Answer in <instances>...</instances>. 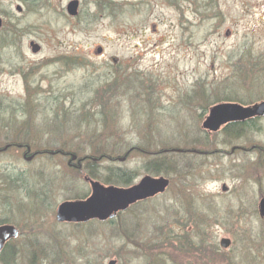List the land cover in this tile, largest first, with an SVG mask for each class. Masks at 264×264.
Wrapping results in <instances>:
<instances>
[{
    "label": "rangeland",
    "instance_id": "374dc122",
    "mask_svg": "<svg viewBox=\"0 0 264 264\" xmlns=\"http://www.w3.org/2000/svg\"><path fill=\"white\" fill-rule=\"evenodd\" d=\"M71 1L0 0V219L22 228L17 264H264V117L204 128L213 106L264 103V0H77L70 16ZM64 153L112 156L94 175L130 172L128 187L159 157L171 186L113 223L63 225L59 205L89 190ZM170 228L219 251L182 256Z\"/></svg>",
    "mask_w": 264,
    "mask_h": 264
},
{
    "label": "water",
    "instance_id": "95a60500",
    "mask_svg": "<svg viewBox=\"0 0 264 264\" xmlns=\"http://www.w3.org/2000/svg\"><path fill=\"white\" fill-rule=\"evenodd\" d=\"M79 2L74 0L67 6V13L70 16H77ZM21 12L20 7L17 8ZM2 20L0 18V29ZM32 52L40 51V46L31 43ZM101 49H98V53ZM264 115V103L253 107L242 108L234 105H220L214 107L204 128L216 131L219 127L228 121L245 120ZM93 187L92 196L86 201L66 202L59 206L57 211V221L66 222L68 220L87 222L90 219L98 218L106 220L113 217L114 211L121 208H127L130 204L152 198L158 194H163L169 187L170 182L164 177L154 178L144 177L140 183L130 189H120L116 187H104L99 183L91 182ZM224 191L226 188L224 187ZM259 215L264 219V198L259 203ZM19 231L13 226L0 227V252L4 245L11 239L19 238ZM231 245L229 239H222L220 246L228 249ZM108 264H116V261H110Z\"/></svg>",
    "mask_w": 264,
    "mask_h": 264
},
{
    "label": "trees",
    "instance_id": "16d2710c",
    "mask_svg": "<svg viewBox=\"0 0 264 264\" xmlns=\"http://www.w3.org/2000/svg\"><path fill=\"white\" fill-rule=\"evenodd\" d=\"M246 124H248V123H245V124L239 123V124L229 125L227 127V129H231L232 130L234 128L236 130H241L244 126L246 128H249V129H254L256 123L255 124H251V126H253V127H249L250 125H246ZM249 131H253V130H249ZM136 150H138V149H136ZM170 150L171 149H169L167 152L164 151V153H169V152L172 153L173 151H170ZM186 151L187 150H183V153L186 154L187 153ZM206 151L207 152H205V154H201V156H206V154H209V151L208 150H206ZM64 154H65V156L68 155L66 153H64ZM227 154H231V153L230 152H227ZM74 155H76V154H74ZM156 155L157 154H155V156ZM85 156L86 155H83V156H78L77 155V157H78L77 160L76 161H73L72 160V155L69 154L67 156L68 157L67 158V164H68V166L70 168L74 169V171L77 172L78 175H82L81 167L84 164L90 166L89 176L92 177V178H94L96 176L98 178V176H99V174L98 175H94L93 171H94L95 168L92 167L93 165H95V164H101L100 168L98 167V169L100 171V169L102 170L101 167L103 166L104 163L112 162L114 160L112 156H108L106 154H102L100 156H94V157H85ZM158 158H157L156 161H153L151 163L152 166L150 168L152 174H154L156 176H159L160 175V172H162V171L164 172L165 169L168 170V168L169 169L171 168V163L168 164V162H166V161L161 162V160L158 159ZM71 164H73L72 165L73 167L70 166ZM158 168L161 171H159ZM162 168H164V170ZM122 172L119 173L118 171L117 172L114 171L113 174L111 173V176L109 178H112V176H113V179H110V180H112V182H109V183H114V184L116 183L118 185L121 184V185H124L125 186V185H127V183H129V181H132V174L130 172H127V171H122ZM114 179H115V181H114ZM105 181L108 182L107 180H105ZM79 197L80 196H76V197H73L71 199H76V198H79ZM193 217H195V218L198 217V214L195 213L193 215ZM193 220L194 219H190V220H188V222H191ZM188 232L189 231H185L183 235L181 233L182 237H180L179 235H175V233H173L172 229L170 228V230L168 231V235L169 236H167V238H165V240H167V243H172V242L173 243H175V242L182 243V241H185L186 246L188 247V249L186 251H184V252L181 253L182 256L183 255H186L188 257V255H191V253H194V252L197 253L198 255H200L201 252H203V254H204V251L212 252L213 254H215L216 252L219 251L218 247H216V246L214 248H211V250L209 251L208 250V246L204 244V239L202 238V236L199 237V238H198V236H195L194 238L196 240L193 241V239H192V236H194L193 233H188ZM185 243H182V246ZM179 251H181V250H179ZM162 253H163V251H162ZM158 257H160V256H158ZM18 259H19L18 252L17 251L16 252H13L12 251V247L10 246V244L6 245L4 247V249L2 250L1 254H0V264H17L18 263ZM191 259H188L187 260V262L189 264H190ZM187 262H186V264H187ZM150 263H151V261H149V262L147 261V264H150Z\"/></svg>",
    "mask_w": 264,
    "mask_h": 264
},
{
    "label": "flooded vegetation",
    "instance_id": "af4514ba",
    "mask_svg": "<svg viewBox=\"0 0 264 264\" xmlns=\"http://www.w3.org/2000/svg\"><path fill=\"white\" fill-rule=\"evenodd\" d=\"M112 65H114L113 63H112ZM118 65V64H117ZM113 95H116V94H113ZM104 97V96H103ZM262 102H264V101H262ZM261 102V103H262ZM100 104H102L103 106H104V109L106 110V107H105V103L104 102H102V101H100ZM240 104H243V103H240ZM249 104H251V103H249ZM251 106H253V105H251ZM117 107H118V105H117ZM214 107V106H213ZM212 107V108H213ZM250 107V106H249ZM211 108V109H212ZM210 109V110H211ZM102 112H103V110H102ZM264 117V116H263ZM263 117H260V118H258V117H254V118H250V119H247V120H245V121H240V122H243L242 124H245V123H248V124H255V125H257V123L258 122H260V121H262V118ZM233 124H239V123H231L230 125H233ZM248 124H246V125H248ZM229 126V125H228ZM26 150V149H25ZM27 151V150H26ZM177 152V151H176ZM178 152H180L181 153V150H179ZM77 158V157H76ZM76 158H72V160L74 161ZM79 163V162H78ZM73 164H71L70 166H72ZM73 167V166H72ZM82 168V167H81ZM80 176H83V181H84V183H86L88 186H89V190H88V192H86L87 194H86V197L85 198H81V199H78V200H88L91 196H92V192H93V187H92V185H91V182H95V183H99L100 185H102V186H104V187H116V188H120V189H130V188H132V187H134V186H136V185H138L139 183H140V181H139V183L138 184H136V185H134V186H127V185H122L121 187H119L118 186V184H114V183H109V182H106L105 180L104 181H102L103 179H101V178H97V177H94V178H92V177H90L89 175L88 176H84V175H80ZM147 176H149V175H147ZM146 177V176H145ZM152 177V176H151ZM158 177H161V176H158ZM165 178V177H164ZM166 179H168L169 180V182H170V185H169V187L166 189V191H168V189L170 188V186H171V182H172V180L170 179V178H166ZM119 185H121V184H119ZM226 188V187H225ZM227 189V188H226ZM165 191V192H166ZM164 192V193H165ZM163 193V194H164ZM159 195H162V194H158V195H156V196H154V197H152V198H147V199H145V200H141V201H138V202H135V203H133V204H130L127 208H121V209H119V210H117V211H114V212H112L113 213V217H111V218H108V219H106V220H101V219H98V218H93V219H90V220H88L87 222H81V221H72V220H68V221H66V222H58L57 221V216L55 217V220H56V222H58V223H60V224H63V225H72V226H86L87 224H90L91 225V223H92V225H94V223H98V224H104V223H113L114 221H117L118 219H119V217L124 213V212H128V211H132V210H134V209H136L137 207H138V205H141V204H143V202H145V201H147V200H149V199H153V198H155V197H157V196H159ZM71 200H73V199H71ZM74 201V200H73ZM58 210V209H57ZM56 214H57V211H56ZM1 226H13V227H15L18 231H19V233H20V235H19V238L18 239H11V240H9L6 244H5V246L6 245H8V244H10V246L12 247V251L13 252H16V248H15V244H16V242H18L21 238H22V235H23V232H22V228H21V226H19L18 224H16V223H13V222H11L10 221V219H5V218H3V219H0V227ZM89 227H91V226H89ZM88 228V227H87ZM80 229H82V228H80ZM79 229V230H80ZM34 231V230H33ZM35 232V231H34Z\"/></svg>",
    "mask_w": 264,
    "mask_h": 264
},
{
    "label": "bare ground",
    "instance_id": "6f19581e",
    "mask_svg": "<svg viewBox=\"0 0 264 264\" xmlns=\"http://www.w3.org/2000/svg\"><path fill=\"white\" fill-rule=\"evenodd\" d=\"M234 130V128L232 129ZM89 169H90V166L88 165H84V167L81 168V171H82V175L84 176H88L89 175Z\"/></svg>",
    "mask_w": 264,
    "mask_h": 264
}]
</instances>
